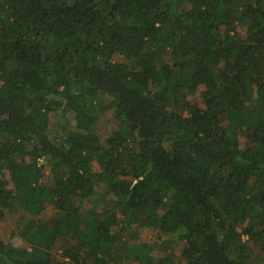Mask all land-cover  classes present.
Listing matches in <instances>:
<instances>
[{"label": "trees", "instance_id": "1", "mask_svg": "<svg viewBox=\"0 0 264 264\" xmlns=\"http://www.w3.org/2000/svg\"><path fill=\"white\" fill-rule=\"evenodd\" d=\"M47 204L0 264H264V0H0V220Z\"/></svg>", "mask_w": 264, "mask_h": 264}, {"label": "rangeland", "instance_id": "2", "mask_svg": "<svg viewBox=\"0 0 264 264\" xmlns=\"http://www.w3.org/2000/svg\"><path fill=\"white\" fill-rule=\"evenodd\" d=\"M70 114H68V118L72 121V119L69 117ZM54 118L57 120V122L55 123V125H51L49 127V133L52 134L53 136L58 137L60 135L59 130L56 128L57 124H58V117L57 115L54 116ZM111 124L109 123L107 125V130L108 133L111 132V130L113 129V126H110ZM59 139L61 137H58ZM98 165H94V169L97 168ZM43 179H45L47 181V183H49L50 185L52 184V177L51 174L49 173L48 170V166L45 167L44 169V174H43ZM110 198L109 196L104 195V201ZM108 202V201H107ZM82 205H84L85 207L88 206V204L83 203ZM18 212L16 213L17 216H15V219L13 221L12 216L10 218H4L3 220H0V236L2 238H4L7 241H10L12 243H16L18 245H24L28 250H30L33 242H28L25 238V240L21 239L20 237V230L21 228L27 224L29 222V220L33 217H41L43 219L48 220L50 217H52V215L55 213V209L52 206H49L47 204L46 208L40 212L39 215L35 214H31L29 215L25 210H23L22 208H18ZM159 214L162 212L161 210H158ZM18 217V218H17ZM137 225V224H136ZM136 225H132V227L129 229H126L124 231L123 234V240L125 241V245L126 248L124 249V251L127 252V254H125V259L129 260L132 264H143L145 261V256L140 255L139 251L136 250L135 248H133V246L136 243V239L135 236L136 234L139 233L138 235V240H144V243H149L152 244L154 241L156 243H159L161 238H157L155 235L154 231H151L149 228H137ZM38 228V227H37ZM36 228V229H37ZM113 228L117 229V226L114 225ZM132 230V231H131ZM58 239L55 241V243L51 246L48 247L47 244H39L40 248L42 249H47L48 251L51 252V254L56 255L57 257H62L61 253H63L64 248L67 245V240L69 239L70 235L69 233H67V231H60L57 236ZM165 238L167 239H171L174 237H171L170 235L165 236ZM172 240V239H171ZM174 240L176 241V243L173 246L172 251L175 252V258H176V263L177 264H184V259L182 258L181 254V250H182V246H183V241H179L176 240L174 238ZM162 250H160L159 252H161ZM148 252V251H147ZM149 255H152L153 252H148ZM86 264H92L91 259H87L85 260Z\"/></svg>", "mask_w": 264, "mask_h": 264}]
</instances>
